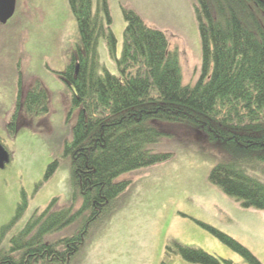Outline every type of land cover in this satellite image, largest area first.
Wrapping results in <instances>:
<instances>
[{"label":"trees","instance_id":"1","mask_svg":"<svg viewBox=\"0 0 264 264\" xmlns=\"http://www.w3.org/2000/svg\"><path fill=\"white\" fill-rule=\"evenodd\" d=\"M196 1L203 72L196 84L184 85L178 52L169 49L166 34L149 27L133 9L122 8L127 27L117 58L107 0H100L97 12L93 0H69L84 45V52L79 51L62 73L73 90L74 104L82 107L73 141L66 144L67 155L73 157V204L63 206L53 199L9 237L29 207L22 191L15 217L0 231V264H67L79 256L95 232L92 226L100 229L118 210L119 198L130 184L118 178L172 158L149 149L163 136L151 124L156 120L203 129L230 156L212 170V184L242 207L264 210V180L253 174L264 168V0ZM101 40L120 75L101 62ZM49 111L48 92L37 82L25 97L20 95L9 134L14 137L21 126ZM57 169L58 162L51 164L45 180ZM79 200L83 206L76 214ZM81 218L84 222L74 235L52 238ZM199 225L245 264H262L230 235L206 223ZM167 249L193 264H234L179 243L168 244Z\"/></svg>","mask_w":264,"mask_h":264},{"label":"rangeland","instance_id":"2","mask_svg":"<svg viewBox=\"0 0 264 264\" xmlns=\"http://www.w3.org/2000/svg\"><path fill=\"white\" fill-rule=\"evenodd\" d=\"M107 3L118 41L117 58L122 55L127 27L122 8H131L149 27L166 34L169 49L178 52L183 84L197 83L203 72V46L196 0ZM99 5L100 0H93L94 12ZM79 51L84 52V45L69 0H17L15 15L7 24L0 23V141L11 155L6 167L0 168V231L15 217L22 191L29 198L26 213L9 237L53 199L58 198L63 206L73 204V157L67 155L66 144L73 141L82 107L74 104L73 90L62 73ZM98 51L109 72L120 75L105 40L100 41ZM37 82L48 92L50 111L21 126L12 137L8 125L19 97H25ZM151 124L163 136L149 149L172 158L118 178L130 182L119 198L118 210L100 229L92 226L95 232L80 255L67 264H193L167 249L173 243L245 264L199 222L230 235L264 264V210L242 207L210 181L214 167L229 160L222 145L189 124L158 120ZM56 162L57 171L45 180L48 167ZM253 174L264 180L263 167ZM75 205L77 214L83 202ZM83 218L52 238L74 235Z\"/></svg>","mask_w":264,"mask_h":264},{"label":"water","instance_id":"3","mask_svg":"<svg viewBox=\"0 0 264 264\" xmlns=\"http://www.w3.org/2000/svg\"><path fill=\"white\" fill-rule=\"evenodd\" d=\"M17 0H0V23L7 24L15 15ZM10 162V154L0 143V168L4 169Z\"/></svg>","mask_w":264,"mask_h":264}]
</instances>
